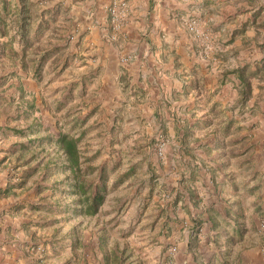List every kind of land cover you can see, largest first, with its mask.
<instances>
[{"label": "rangeland", "instance_id": "1", "mask_svg": "<svg viewBox=\"0 0 264 264\" xmlns=\"http://www.w3.org/2000/svg\"><path fill=\"white\" fill-rule=\"evenodd\" d=\"M49 1L52 0H37L36 5H30L31 15L36 18L38 5H46ZM241 8L235 13L229 12L227 20L234 19L237 13L244 16L248 10L244 9V5ZM217 10L214 11L219 14L220 9ZM64 12L65 9H58L52 16L46 14L45 38L42 39L43 34L36 40L33 36H38L39 31L32 30L33 36H30L34 39L28 40L29 49L23 54L30 66L40 70L39 90L23 96L17 91L0 95V144L6 146L14 157L6 168L8 176L15 180L13 182H18L16 178L20 177L26 179L25 190L31 188L35 200L27 208L39 213L47 230L51 231L47 236L53 234L64 244L63 257L71 235L70 227L74 225L81 237L86 225L92 230L105 226L104 232H92L91 238L100 246L105 237L110 264H161L160 259L165 255L173 256L179 251L176 244L169 245L168 254L166 246L161 249L157 246L162 231L166 230L167 215L178 209V202L171 201L172 192L178 184L167 183L169 173L165 161L168 151L176 144L173 139L186 145L187 159L181 160V167L192 176L200 175L202 180L205 174H211L213 186L220 184V195H217L230 206L232 217L230 221L222 222L225 227L216 237L219 247L231 248L232 255L237 257L246 254L249 247L261 246L264 256V232L260 227L264 223V42H256L254 47L250 46V41L240 37L250 30L251 24L239 20L231 35L227 28V31H219L221 38L217 39L213 36L217 30H212V27L218 24L207 28L194 14L175 16L180 26L191 32L199 42L201 48L197 45V49H201V58L206 61L204 68L210 72L207 81L212 85L204 87L202 68L199 67L195 70H198L194 75L195 81L186 83L187 89L173 95L180 104L166 102L148 107L135 104L131 108L120 106V113L116 116L115 110L111 113L105 105L95 104L97 89L94 83H88L83 88H61L63 79L68 78L67 82H72L74 73L71 68L74 58L63 54L67 45H60V41L54 40L55 31L64 28L60 25L65 20ZM2 14H8L9 29L13 31L20 21L12 11L3 10ZM189 18H194L197 28L205 30L209 38L189 30ZM231 41L232 46L226 48ZM3 44L9 53L13 54L12 50L17 52L13 49L17 41ZM256 47L262 53L256 51ZM35 50L42 51L40 57H34ZM256 52L262 55L256 57ZM262 64L260 72L263 74L251 77L249 98L240 104V85L231 70L243 65H248L250 70ZM212 68L218 72L215 73ZM59 98L64 101L57 104L54 99ZM90 98L91 101L86 103L85 100ZM173 112L181 116L179 120L173 121ZM34 120L41 124L38 131H26L23 135L13 131L14 127H26ZM177 127L181 129L182 136L174 138L173 130L176 132ZM50 133L81 135L79 147L83 157H90L89 164L97 167L89 174L92 180L96 178L95 182L99 181L97 175L103 167L106 196L95 215L73 211L72 203L77 196L70 193L65 176L67 172L62 166L51 163L45 168L41 165L49 156H55L54 146L45 139ZM198 158L200 165L196 162ZM20 159L26 167L16 169L15 162ZM203 170L204 175L198 174ZM181 186L188 194L187 203L183 204L187 211L190 203L199 209L200 198L205 194L211 201L214 200L213 193L205 184L196 188L193 180L187 178ZM183 194L181 196L179 191L175 193L176 199H181ZM222 201L218 208H222ZM212 204L215 203L212 201ZM214 206L211 209L216 214Z\"/></svg>", "mask_w": 264, "mask_h": 264}, {"label": "crops", "instance_id": "2", "mask_svg": "<svg viewBox=\"0 0 264 264\" xmlns=\"http://www.w3.org/2000/svg\"><path fill=\"white\" fill-rule=\"evenodd\" d=\"M36 2L37 0H0V13L3 10L12 11L20 21L10 31L8 14L0 15V95L9 91H21L24 95H29L39 90L40 70L30 66L26 61L27 56L23 58V54L29 49L28 40L34 39L31 33L38 30V36H33L38 40L44 34L46 14L52 16L58 9H65V20L60 24L64 28L55 31L54 40L60 41V45H67L64 56L71 55L74 58V64L71 65L74 72L72 82H67L68 78L63 79L61 88H83L88 83H94L97 89L95 104L105 105L111 113L115 110L116 116L120 113V106L131 108L135 104L148 107L166 102L180 104L173 95L187 89L186 83L195 81L194 75L198 71L195 70L199 67L202 68L204 87L212 85L207 81L210 72L204 68L206 61L201 58V49H197V45L200 47L199 42L191 32H186L180 26L175 17L178 14H184L185 17L194 14L207 28L218 24L212 27V30L218 32L213 35L217 39L221 38L220 30L227 31L228 28L231 35L235 31L233 29L238 27L239 20L247 21L251 24L250 30H246V34L242 33L240 37L250 41V46L254 47L256 42H264V0H129V16L118 32H114L110 24L107 10L110 0H52L46 5H38V16L34 18L30 5H36ZM241 5L245 6L247 13L244 16L241 13L234 14V19L227 20L229 12L235 13L238 9H243ZM218 8L220 11L216 14ZM17 11H20L22 17L15 13ZM48 21L51 22L50 19ZM29 27L31 28L28 30ZM44 38L45 34L42 36ZM12 41L18 42L13 45L18 53L13 50V54L9 53L3 44ZM232 42L226 48L231 47ZM35 51L34 57H40L42 51ZM256 51L262 53L259 47H256ZM260 52H256V57L262 55ZM124 57L128 60H123ZM214 68L212 71L218 72ZM54 100L57 104L64 101L62 98ZM85 101L87 103L91 98ZM171 116L173 121L181 117L174 112ZM180 130L177 127L172 136L181 137ZM173 140L176 144L168 151L165 161L166 171L169 173L167 183L178 184L171 195V201L178 202V209L167 215L166 230L162 231L157 246L159 249L166 246L168 254L169 245L176 244L179 251L173 256L165 255L160 263L264 264L261 246L249 247L246 254L235 257L231 248L226 250L216 243L218 233L225 227L222 222L230 221L232 217L230 206L219 198L220 184L213 186L211 174L204 175V170L200 173L198 171V174L205 177L202 180L200 175L192 176L181 167V160L187 159L186 145L182 142L179 144L178 139ZM13 158L6 146L0 144V264H110L105 237L100 246L99 242L91 238L92 232L105 231L103 225L94 230L86 225L82 237L77 234L76 225L71 226L70 239L63 257L64 244L56 240L53 234L52 237L47 236L51 231L47 230L39 213L27 208L35 200L31 188L25 190L26 179L20 177L16 178L18 182H13L15 180L8 176L6 168L13 162ZM196 162L200 165L199 158ZM25 165L21 159L15 162L16 169L26 167ZM187 178L193 180L196 188L205 184L213 193L212 201L215 204L205 194V197L200 198L199 209L190 203L187 211L184 205L187 203L188 194L181 186ZM17 186L20 187L15 188ZM178 191L181 196L184 193L181 197L184 203L181 199H176L175 193ZM37 197L40 199V196ZM221 201L224 204L222 208H218ZM212 206L216 208V214L211 209ZM95 238L98 239L96 236ZM153 261H157V258Z\"/></svg>", "mask_w": 264, "mask_h": 264}, {"label": "trees", "instance_id": "3", "mask_svg": "<svg viewBox=\"0 0 264 264\" xmlns=\"http://www.w3.org/2000/svg\"><path fill=\"white\" fill-rule=\"evenodd\" d=\"M17 12L15 13L19 17H22L20 11ZM263 64L250 70L248 65L239 66L231 70V72L235 73L240 85V88L238 89V93L240 94V104H243L249 98L251 92V77L263 74L261 73ZM20 95L23 96V92L20 91ZM30 107L33 108V105L31 104ZM40 125V122L34 120L26 127H14L13 131L23 135L26 131H38ZM45 139H47L54 146L55 156H49V159L46 162H42L41 165L45 168H48L51 163L56 166L57 164L62 166L63 170L67 172L65 176L69 183V191H71V194L77 196L72 203L73 211L85 215H95L100 209V206L104 202L106 196L103 167H101L100 173L97 175L99 181L95 182L96 178H93L92 180L89 174L96 170L97 167L89 164V161L91 160L90 157H83V152L79 147L81 135L75 136L68 133L53 135L50 133L46 134ZM99 182L101 183L99 184Z\"/></svg>", "mask_w": 264, "mask_h": 264}, {"label": "built area", "instance_id": "4", "mask_svg": "<svg viewBox=\"0 0 264 264\" xmlns=\"http://www.w3.org/2000/svg\"><path fill=\"white\" fill-rule=\"evenodd\" d=\"M107 10L110 17L111 27L114 32H118L123 27L129 16V0H111L107 7ZM187 26L189 30L197 33V35L209 38V34L206 33L205 30L197 28V22L194 18H189L187 20ZM123 60H127V58L124 57ZM160 153H162V150H160ZM260 227L264 232V223H262Z\"/></svg>", "mask_w": 264, "mask_h": 264}]
</instances>
